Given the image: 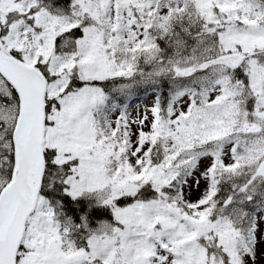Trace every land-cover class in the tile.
I'll return each instance as SVG.
<instances>
[{
	"label": "snow or ice",
	"instance_id": "obj_1",
	"mask_svg": "<svg viewBox=\"0 0 264 264\" xmlns=\"http://www.w3.org/2000/svg\"><path fill=\"white\" fill-rule=\"evenodd\" d=\"M0 264H264V0H0Z\"/></svg>",
	"mask_w": 264,
	"mask_h": 264
}]
</instances>
